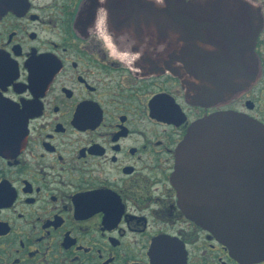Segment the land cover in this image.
<instances>
[{
  "label": "flooded vegetation",
  "instance_id": "flooded-vegetation-1",
  "mask_svg": "<svg viewBox=\"0 0 264 264\" xmlns=\"http://www.w3.org/2000/svg\"><path fill=\"white\" fill-rule=\"evenodd\" d=\"M123 1L0 0V264H264L189 219L173 181L198 120L264 123V0H245L260 27L256 79L209 106L152 71L146 50L138 72L107 59L90 26L130 31L134 52L145 42Z\"/></svg>",
  "mask_w": 264,
  "mask_h": 264
},
{
  "label": "water",
  "instance_id": "water-1",
  "mask_svg": "<svg viewBox=\"0 0 264 264\" xmlns=\"http://www.w3.org/2000/svg\"><path fill=\"white\" fill-rule=\"evenodd\" d=\"M119 5L139 27L135 32L149 38L156 53L153 59L146 49L152 71L179 77L191 102L226 101L256 79L260 27L245 0ZM161 44L163 51L156 52ZM173 181L189 219L213 233L235 258L264 259V123L236 111L198 120L177 147Z\"/></svg>",
  "mask_w": 264,
  "mask_h": 264
},
{
  "label": "clouds",
  "instance_id": "clouds-1",
  "mask_svg": "<svg viewBox=\"0 0 264 264\" xmlns=\"http://www.w3.org/2000/svg\"><path fill=\"white\" fill-rule=\"evenodd\" d=\"M102 4L104 0H99ZM158 6L164 5V0H153ZM101 13H104L103 9H100ZM106 16V13H104ZM88 32L94 35L95 39L100 42L101 50L107 56L108 60L117 61L121 65L127 67L130 71L138 72L139 69L135 68L134 65L141 59V56L145 53V50L152 55V58H156V53L153 52L152 48L148 47V37H145V42L140 44V51H132L133 46L137 45L138 41L132 38L130 31H125L120 35L111 33L106 26H95V29L90 26ZM116 41H119V46ZM211 49V46H207ZM164 45L161 44L156 48V52H162Z\"/></svg>",
  "mask_w": 264,
  "mask_h": 264
}]
</instances>
